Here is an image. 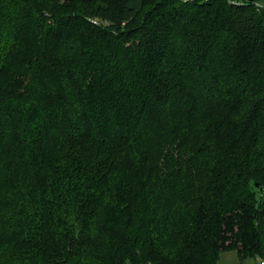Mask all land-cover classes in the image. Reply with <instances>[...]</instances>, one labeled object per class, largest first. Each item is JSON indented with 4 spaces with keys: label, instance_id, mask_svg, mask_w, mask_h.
<instances>
[{
    "label": "trees",
    "instance_id": "obj_1",
    "mask_svg": "<svg viewBox=\"0 0 264 264\" xmlns=\"http://www.w3.org/2000/svg\"><path fill=\"white\" fill-rule=\"evenodd\" d=\"M227 251L264 262V0H0V264Z\"/></svg>",
    "mask_w": 264,
    "mask_h": 264
},
{
    "label": "rangeland",
    "instance_id": "obj_2",
    "mask_svg": "<svg viewBox=\"0 0 264 264\" xmlns=\"http://www.w3.org/2000/svg\"><path fill=\"white\" fill-rule=\"evenodd\" d=\"M182 73L190 71L188 68L179 69ZM203 73V71H201ZM192 73H198L195 70ZM219 90V89H218ZM220 264H258V259H245L241 260L234 251L222 252L220 255Z\"/></svg>",
    "mask_w": 264,
    "mask_h": 264
},
{
    "label": "built area",
    "instance_id": "obj_3",
    "mask_svg": "<svg viewBox=\"0 0 264 264\" xmlns=\"http://www.w3.org/2000/svg\"><path fill=\"white\" fill-rule=\"evenodd\" d=\"M258 264H264V262L261 261V262H259Z\"/></svg>",
    "mask_w": 264,
    "mask_h": 264
}]
</instances>
